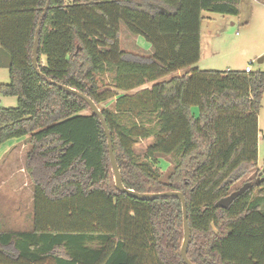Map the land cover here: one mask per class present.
Here are the masks:
<instances>
[{
  "label": "trees",
  "instance_id": "obj_1",
  "mask_svg": "<svg viewBox=\"0 0 264 264\" xmlns=\"http://www.w3.org/2000/svg\"><path fill=\"white\" fill-rule=\"evenodd\" d=\"M242 2L51 0L40 27L48 0H0V50L11 58L0 95L18 101L0 107V146L28 138L34 184L32 229L3 231L0 222V264H184L181 201L119 192L99 118L57 85L101 109L127 189L185 195L193 264H264V69H192L202 58L204 13L239 17ZM122 25L150 45L151 55L122 49ZM39 27L43 76L33 66ZM109 71L117 93L100 91L98 76ZM148 83L151 90L135 93ZM114 97L123 112L101 107ZM152 137L142 161L135 147ZM170 156L174 167L162 178L154 162ZM251 174L257 179L234 190ZM233 193L227 209L217 207Z\"/></svg>",
  "mask_w": 264,
  "mask_h": 264
},
{
  "label": "rangeland",
  "instance_id": "obj_2",
  "mask_svg": "<svg viewBox=\"0 0 264 264\" xmlns=\"http://www.w3.org/2000/svg\"><path fill=\"white\" fill-rule=\"evenodd\" d=\"M74 1L64 0L66 6L72 5ZM205 14H208V17L212 19L205 18L203 22L202 58L200 63L194 66L193 69L198 67L200 70L221 72L241 71L246 69V67H251L254 71H262L264 69V64L258 63V60L264 57V4L262 2L259 0H245L241 4L239 17L213 13ZM121 34L122 49L128 54L138 57H148L151 55L152 50L150 45L144 39L132 35L124 25L121 26ZM10 64L11 58L9 53L2 49L0 54V85H6L10 82L9 70L4 66L8 65L9 67ZM184 72L185 70L179 71L177 75L181 76ZM171 77L165 79L167 80ZM98 81L102 93H106L105 91L116 92L118 90L116 75L112 71L99 75ZM152 87L153 84L148 83L137 89L135 93L151 90ZM116 102L117 97H114L101 105V107L117 111L119 109L116 108ZM136 103L139 104V102ZM17 105L18 101L16 98L0 95V107L8 109L16 108ZM262 105L263 108L259 115L260 144L258 160V168L262 173L259 177L264 175V98ZM124 107L122 106V110H124ZM194 113H196V110H194ZM86 114H90V112H86ZM156 117L154 115V118ZM145 127L146 129H150L154 125L146 123ZM27 141H29L28 138L12 139L0 146V182L6 177L8 181L16 182L18 180V178H15L17 177V168L22 165L23 174L26 177L25 183L27 184L23 191V193L27 194L26 196H21L22 193L12 194L7 189L8 187L0 189L1 212L4 216L3 224L6 225L2 228L7 230H14L17 227L19 230H31L33 225V203L30 202L29 197L32 190L34 194V186L31 181L30 172L27 170L28 154L31 151V147L28 146ZM153 142V137L141 139L138 142L135 147V153L140 160H145L147 151ZM22 144L27 145L26 149L18 151V148ZM154 163L156 169L161 172L162 178H166L174 167L175 157H160ZM257 177L256 174L249 175L240 184L235 186L234 190L242 188L243 185L257 179ZM11 207H17L19 212L16 210L11 211Z\"/></svg>",
  "mask_w": 264,
  "mask_h": 264
},
{
  "label": "water",
  "instance_id": "obj_3",
  "mask_svg": "<svg viewBox=\"0 0 264 264\" xmlns=\"http://www.w3.org/2000/svg\"><path fill=\"white\" fill-rule=\"evenodd\" d=\"M50 3H51V0H48V3L45 7L43 16H42L41 21H40V27L42 26L47 14H48V11L50 9ZM40 27L37 31L35 43H34L33 66L36 69L38 75L43 76L40 69H39V64H38V62H39L40 33H41ZM258 63L264 64V57H261L258 60ZM51 83L55 84L53 82H51ZM57 86L60 89L66 91L70 94H73V95L79 97L80 99L84 100L89 105L91 111L99 118V120L102 124V127L104 128L107 139H108L110 161H111V166H112L114 178H115V187L119 192L127 193L131 197H133L137 200H141V201H153V200H156L159 198H172V197L178 198L181 201L182 209H183V228H184V238H183V242H182V246H181V256H182V259L184 261V264H193L188 258V251H189L190 240H191V229H190L189 223H188V209H187V200H186L185 195L181 192H176V191L157 193V194H142V193H137L134 190L127 189L123 184L121 171H120L119 165H118L117 160H116L115 155H114L111 132L107 126V123H106L104 117H103L101 109L96 105V103L93 100H91L90 98H88L84 94H81L77 90L70 88V87L62 86V85H57ZM238 194L239 193H233L232 195H230L225 200L220 201L217 204V207L227 209L230 206V204L233 202V200L237 197Z\"/></svg>",
  "mask_w": 264,
  "mask_h": 264
},
{
  "label": "crops",
  "instance_id": "obj_4",
  "mask_svg": "<svg viewBox=\"0 0 264 264\" xmlns=\"http://www.w3.org/2000/svg\"><path fill=\"white\" fill-rule=\"evenodd\" d=\"M245 0H243V2H244ZM209 15L208 14H205L204 13V17L205 18H207V19H210L211 17H208ZM212 19V18H211ZM141 38V37H140ZM143 39V38H142ZM0 54H1V50H0ZM5 67H6V69L7 70H9V67H8V65H4ZM198 68V67H197ZM193 69V68H192ZM194 110H196V109H193V111ZM196 113H197V110H196ZM195 113V114H196ZM27 143L29 144V141H27ZM26 143V144H27ZM26 144H22L21 145V147L20 148H18V151L20 150H24V149H26V147H27V145ZM259 144H260V133H259ZM28 146H30V144L28 145ZM16 153H17V151H16ZM29 155V154H28ZM16 173V172H15ZM24 173V170H23V166L22 165H20L18 168H17V173H16V175H17V177H15L16 179L18 178V180L16 181V182H14V181H8L7 180V177L6 178H4V180H2L1 182H0V189H2V188H5V187H8L7 189L12 193V194H20V193H22V195L21 196H26L27 194H25V193H23V191H24V188L26 187V183H25V175L23 174ZM31 181H32V178H31ZM32 184H33V181H32ZM33 186H34V184H33ZM33 186H32V188H33ZM28 193V192H27ZM16 196V195H15ZM30 202L31 203H33V201H34V194H33V190L31 191V195H30ZM11 211H14V210H16V211H18L19 212V209H17V207H11V209H10ZM20 215H21V213H19ZM3 219H4V216H3V214H2V212H1V205H0V222H1V228L2 227H4V226H6V225H4L3 224ZM12 226H13V223H12ZM32 229V228H31ZM2 230L3 231H8V232H26V231H30V230H19L18 229V227L16 228V229H14V230H7V229H5V228H2Z\"/></svg>",
  "mask_w": 264,
  "mask_h": 264
},
{
  "label": "built area",
  "instance_id": "obj_5",
  "mask_svg": "<svg viewBox=\"0 0 264 264\" xmlns=\"http://www.w3.org/2000/svg\"><path fill=\"white\" fill-rule=\"evenodd\" d=\"M245 71H246L247 73H250V72L252 71V68H251V67H246Z\"/></svg>",
  "mask_w": 264,
  "mask_h": 264
}]
</instances>
